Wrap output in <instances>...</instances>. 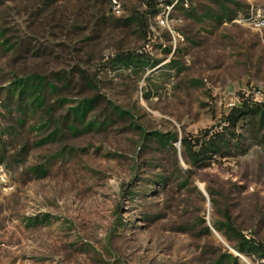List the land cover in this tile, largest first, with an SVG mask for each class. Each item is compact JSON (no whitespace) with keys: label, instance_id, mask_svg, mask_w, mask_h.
Listing matches in <instances>:
<instances>
[{"label":"rangeland","instance_id":"rangeland-1","mask_svg":"<svg viewBox=\"0 0 264 264\" xmlns=\"http://www.w3.org/2000/svg\"><path fill=\"white\" fill-rule=\"evenodd\" d=\"M111 1L0 0V264H264V0Z\"/></svg>","mask_w":264,"mask_h":264},{"label":"trees","instance_id":"trees-1","mask_svg":"<svg viewBox=\"0 0 264 264\" xmlns=\"http://www.w3.org/2000/svg\"><path fill=\"white\" fill-rule=\"evenodd\" d=\"M150 5L153 7L152 4ZM259 108L260 104L257 102L242 100L236 103L215 126L206 129L202 136L184 137L181 142L189 157L198 162L203 158H213L216 155L229 156L235 139L234 129L238 122L247 116L254 115L260 110Z\"/></svg>","mask_w":264,"mask_h":264},{"label":"built area","instance_id":"built-area-1","mask_svg":"<svg viewBox=\"0 0 264 264\" xmlns=\"http://www.w3.org/2000/svg\"><path fill=\"white\" fill-rule=\"evenodd\" d=\"M189 0H147L148 4L155 7V18L159 26L171 27V14L178 7L187 6ZM111 12L120 15L123 12L122 4L119 0L111 1ZM175 37V36H174ZM176 39V37H175Z\"/></svg>","mask_w":264,"mask_h":264}]
</instances>
